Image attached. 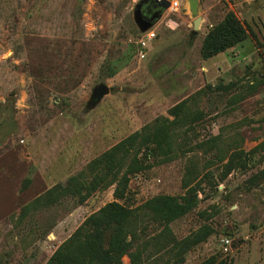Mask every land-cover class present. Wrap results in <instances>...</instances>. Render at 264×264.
Listing matches in <instances>:
<instances>
[{"label": "rangeland", "instance_id": "1", "mask_svg": "<svg viewBox=\"0 0 264 264\" xmlns=\"http://www.w3.org/2000/svg\"><path fill=\"white\" fill-rule=\"evenodd\" d=\"M138 1L0 0V264H45L114 199V185L19 221L22 206L157 116L171 119L167 110L187 97L198 117L176 132L182 150L168 162L142 151L147 167L130 176L126 203L195 188L196 206L171 229L178 239L204 224L213 233L182 264H264V0H198L197 14L177 0L150 28L144 58L134 43ZM226 7L248 36L207 71L201 42ZM99 83L110 91L89 105Z\"/></svg>", "mask_w": 264, "mask_h": 264}, {"label": "trees", "instance_id": "2", "mask_svg": "<svg viewBox=\"0 0 264 264\" xmlns=\"http://www.w3.org/2000/svg\"><path fill=\"white\" fill-rule=\"evenodd\" d=\"M222 11V17L212 23L202 39L200 56L204 60L242 43L248 36L247 28L233 10L226 7ZM134 31L138 37L139 31ZM257 77L264 83L263 72ZM190 99L187 97L167 110L171 119L157 116L92 158L64 184L52 185L22 206L19 221L30 211L48 208L67 196L81 205L92 193L114 185V199L86 216L45 264H126L124 256L127 264H182L185 253L213 233L204 224L178 239L171 229L173 221L196 206L195 188L189 187L179 196L156 194L138 205L126 203L130 176L147 167L140 158L142 151L168 162L182 150L176 132L198 117L188 105ZM233 160L234 155L224 164L226 172L236 167ZM200 264L225 263L209 257Z\"/></svg>", "mask_w": 264, "mask_h": 264}, {"label": "water", "instance_id": "3", "mask_svg": "<svg viewBox=\"0 0 264 264\" xmlns=\"http://www.w3.org/2000/svg\"><path fill=\"white\" fill-rule=\"evenodd\" d=\"M140 2L141 0H139L135 5L134 8L132 10V19L134 21V24L137 27V30L140 33H143L147 30H149L152 25L154 24L155 20L158 19L162 13L170 7L171 2L170 0H153V2L155 3V5L159 8L158 12H157V18H153L150 17L148 19H146L142 12H141V8H140ZM188 2V6L189 9L191 11L192 14H197L198 13V0H187ZM201 21V17L200 16H196L193 20V30H192V34H196L197 29L199 28V23ZM110 88L104 84V83H99L96 86L93 87L91 95H90V100L88 102L89 105H94L96 102H98L104 95H106L107 93H109Z\"/></svg>", "mask_w": 264, "mask_h": 264}, {"label": "built area", "instance_id": "4", "mask_svg": "<svg viewBox=\"0 0 264 264\" xmlns=\"http://www.w3.org/2000/svg\"><path fill=\"white\" fill-rule=\"evenodd\" d=\"M160 1V0H157ZM171 5L170 8L174 9L178 6L177 0H170ZM170 25V24H168ZM140 33V32H139ZM155 32L153 29H149L143 33H140V35L135 39L134 43L137 46V53L140 58H144L146 55V50L149 46V43L152 42V40L155 38Z\"/></svg>", "mask_w": 264, "mask_h": 264}, {"label": "flooded vegetation", "instance_id": "5", "mask_svg": "<svg viewBox=\"0 0 264 264\" xmlns=\"http://www.w3.org/2000/svg\"><path fill=\"white\" fill-rule=\"evenodd\" d=\"M140 8L143 16L148 19L153 17L154 19L157 18V12L159 8L155 5L153 0H141ZM157 20V19H156Z\"/></svg>", "mask_w": 264, "mask_h": 264}, {"label": "crops", "instance_id": "6", "mask_svg": "<svg viewBox=\"0 0 264 264\" xmlns=\"http://www.w3.org/2000/svg\"><path fill=\"white\" fill-rule=\"evenodd\" d=\"M224 52H221V53H219L213 57H210L208 59H205V60L202 59V62L204 63L203 68L207 71L213 70V65L223 62V53Z\"/></svg>", "mask_w": 264, "mask_h": 264}]
</instances>
